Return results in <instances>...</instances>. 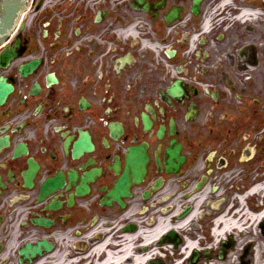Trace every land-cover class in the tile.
<instances>
[{"label": "flooded vegetation", "instance_id": "obj_1", "mask_svg": "<svg viewBox=\"0 0 264 264\" xmlns=\"http://www.w3.org/2000/svg\"><path fill=\"white\" fill-rule=\"evenodd\" d=\"M7 50L0 264H139L169 232L144 264H207L186 240L264 178V0H27Z\"/></svg>", "mask_w": 264, "mask_h": 264}, {"label": "bare ground", "instance_id": "obj_2", "mask_svg": "<svg viewBox=\"0 0 264 264\" xmlns=\"http://www.w3.org/2000/svg\"><path fill=\"white\" fill-rule=\"evenodd\" d=\"M23 17L22 16L19 20L21 21ZM19 24V23H18ZM262 184L264 187V179H262ZM231 202L227 206V208L219 215L214 217L211 221L213 222L214 229L212 232L213 239L211 240V248H208L209 255L214 251L213 249L217 248L220 243H223V241H227L229 237L233 239L234 243H239L240 245L244 244L246 247L248 245H254V260L255 264H264V242H260L257 240V233H258V227L264 223V210H261V212L258 215L254 216H249V215H244L241 217H230L228 218L229 211L231 210ZM229 212V213H228ZM192 217H189L184 223H183V228L184 227H189L190 223L192 222ZM166 220L160 221V223L157 225V227L154 228V230L150 232H144L143 235L144 241L148 242L152 239L155 241L166 231ZM191 232L189 230L188 235H190ZM222 239V240H221ZM169 249V248H167ZM96 249V251H98ZM166 250V249H163ZM249 248L245 252V255L248 253ZM160 249L154 248V256L160 255ZM191 251H200L198 248V245L194 244L193 242L189 241L187 242V246L185 248L186 254H189ZM236 256L235 253V248L231 249L228 259L230 261L229 264H234L233 259ZM134 262H139V264H144L146 260L149 259V255H142V256H134L133 257ZM214 262V261H213Z\"/></svg>", "mask_w": 264, "mask_h": 264}, {"label": "water", "instance_id": "obj_3", "mask_svg": "<svg viewBox=\"0 0 264 264\" xmlns=\"http://www.w3.org/2000/svg\"><path fill=\"white\" fill-rule=\"evenodd\" d=\"M26 3L27 0H0V43L5 42V40H7L8 38V35L15 29L21 13L25 10ZM139 4L143 5V2L140 1ZM144 9L146 10L145 7ZM11 56L12 53H10L8 50L0 55V65L6 66L8 59ZM31 66L32 65L21 69V73L25 74V72ZM7 92L8 91L6 90V88H4L3 92L0 91V106L2 105ZM144 162L145 158L141 156L140 169L138 171V174L134 177V182L138 183L140 181L141 176L144 173ZM51 250L52 247L50 246V243H48L47 241H42L41 243L36 244L34 247L27 246L26 250L20 252V255L24 260H27L29 264H32L36 261L37 258H41L43 255L48 254ZM226 250V248L221 249V259H224Z\"/></svg>", "mask_w": 264, "mask_h": 264}, {"label": "rangeland", "instance_id": "obj_4", "mask_svg": "<svg viewBox=\"0 0 264 264\" xmlns=\"http://www.w3.org/2000/svg\"><path fill=\"white\" fill-rule=\"evenodd\" d=\"M259 180H262L261 178H258ZM208 224V221H205L204 224H203V227L205 225ZM201 233V231L199 232V234ZM257 240L260 241V242H264V237L261 236L260 234V231H259V228H258V233H257ZM250 246V245H249ZM203 247L205 248V245H203ZM208 248H211V244L207 246ZM245 243L240 245L239 243H236L234 245L233 248H235V253H236V256L234 257L233 259V262L234 264H239L241 263V260H240V257L243 255V253L245 252ZM206 249V248H205ZM214 251L212 252L213 254H211V260H214V262H212V264H229L230 261L228 259V257L226 258V260H224V262H220L218 259H217V252L219 250V246L215 249H213ZM252 255H253V249L249 248L248 250V253L245 255V258L242 259V261H246V262H250V264H253L254 261L251 262V259H252ZM173 257V256H172ZM210 260V261H211ZM243 263V262H242Z\"/></svg>", "mask_w": 264, "mask_h": 264}]
</instances>
